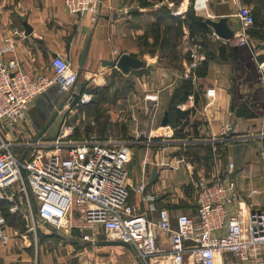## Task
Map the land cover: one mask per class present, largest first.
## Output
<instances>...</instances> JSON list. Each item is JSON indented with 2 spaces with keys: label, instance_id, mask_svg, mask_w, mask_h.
Returning <instances> with one entry per match:
<instances>
[{
  "label": "crops",
  "instance_id": "crops-1",
  "mask_svg": "<svg viewBox=\"0 0 264 264\" xmlns=\"http://www.w3.org/2000/svg\"><path fill=\"white\" fill-rule=\"evenodd\" d=\"M167 1L169 3V0H98L97 13L93 17L91 13L70 15L64 7L63 0H0V48L8 43L13 45V51L4 53L3 58L6 61L15 58L23 71L35 76L39 73H50L47 66L52 54H59L70 60L79 78L83 73L87 79L93 78L92 81L101 84L100 82L110 77L113 71L118 70L124 74L115 67V62L122 53L138 58L135 55L138 51V42L131 38L134 30L138 29L136 21L143 16L148 18L149 12L166 5ZM172 1L174 3L172 9L181 13V16L191 6L190 0ZM240 4L248 6L253 14L257 13L264 19V0H208L198 9V16L213 20L225 17L227 24L235 32L240 29V22L236 16ZM114 9L122 10L123 13L112 18ZM24 23L31 28L29 33H26ZM183 29L190 32L186 25ZM199 35L210 43L219 39L212 31ZM253 41H256V44ZM219 44L231 46L222 39ZM181 45L183 68L186 57L183 53L184 45ZM85 46V59L79 68L73 57L78 56L80 59ZM247 47L248 58L257 69V61L264 60V42L249 37ZM211 48L216 55L205 60V74L198 75L197 67L196 79L189 80L192 89L186 99L177 105L180 110L186 111L181 120L184 125L181 136L174 137V128L169 123L167 125L162 123L165 115L168 118L171 95L183 78L181 73L178 78L167 77L166 74L171 70L161 65L156 56L150 55L148 61H142L141 66L130 68L126 72L129 75L131 70L145 67L150 74L143 72L147 80L139 86L137 94L129 92L116 103L118 125L116 123L111 125L104 119L102 121L90 119L92 131L88 136L81 137H92L106 142L121 137L124 132L127 137L139 138L142 140L141 144L145 143L146 147L141 149L143 154L138 153L142 157L139 158L137 155L138 159L133 162L130 170L129 161L133 152L128 146L130 148L126 179L129 190L128 203L134 205L138 212L147 208V202L142 201L141 194L136 192L137 185L143 183L144 193L154 197L156 207H165L171 213L185 212L195 216L196 191L199 183L209 181L217 169L224 171L229 162L234 164L233 177L240 198L248 208L264 210V97L259 77L255 80L247 78L244 76L246 75L244 68L243 76L237 78L240 70H236L234 66H237L239 60H231L228 57L222 60L218 58L217 47ZM159 72L165 75L159 76ZM135 78L139 79V76ZM87 87L90 88V83ZM210 87L214 88L211 96L205 92ZM78 88L80 87L77 81L74 88L76 94L83 91V89L76 91ZM149 93L156 95L157 100H145V95ZM39 96L32 101L28 109L27 123L22 136L24 138L32 139L25 131L31 126L33 131H36L35 128L38 127L35 125L32 111ZM240 103H243L248 111H253L255 116H238ZM47 104L50 110L54 109L57 100L52 98ZM156 124L159 126L156 127ZM7 137H12L11 133H7ZM180 145L186 150L184 154L179 153ZM233 146L237 147L235 159L229 151ZM187 147L198 148V159L191 160V156L186 154ZM207 148L210 151L208 157L205 155ZM252 161L259 167L255 168ZM153 167H156L157 175L151 183L149 179ZM257 168L261 170L259 175L263 178L262 182H256V177L250 173ZM16 200L20 210L12 213L18 212L21 221L8 222L0 208L5 218L4 229L8 234L6 242L0 241V264H69L70 243L65 244L63 238L48 235V242L56 238L57 241L51 244L57 246L65 244L67 252L66 255L57 254L47 252L45 249L43 253L42 247L47 243L37 236L39 229L36 223L35 232L28 229L29 221L24 217L26 201L22 200V203H19L21 200L19 195L16 196ZM71 233L66 235L57 232L67 240L75 239L83 245L95 246L98 242L95 236L96 242L89 243L81 240L82 233L80 236H73ZM159 241L163 242L164 246L167 245L165 236H160ZM135 262L137 264L136 260Z\"/></svg>",
  "mask_w": 264,
  "mask_h": 264
},
{
  "label": "built area",
  "instance_id": "built-area-1",
  "mask_svg": "<svg viewBox=\"0 0 264 264\" xmlns=\"http://www.w3.org/2000/svg\"><path fill=\"white\" fill-rule=\"evenodd\" d=\"M207 1L193 0V9L198 11ZM97 2L63 0L70 15L91 13L93 17ZM236 16L240 29L225 42L248 46L252 12L240 4ZM181 43L186 57L181 77L194 81L195 70L206 59L202 40L186 29ZM9 51H13L11 43L0 48V200L9 204L11 212L20 210L17 195L19 203L26 201L24 217L30 231H36V218L56 233L69 235L77 230L83 242L95 243L94 229L99 226L108 241L128 245L139 264H264V210L250 209L240 198L232 162L224 171L217 169L209 181L199 183L192 216L156 207L154 197L144 193L143 183L136 192L147 202L146 210L138 212L127 202L128 141L91 137L66 142L71 132L67 127L51 142V153L35 149L37 140L22 137L32 101L52 85L65 94L64 106L87 104L91 93L74 92L79 75L69 59L56 54L47 66L50 73L31 76L15 58L4 60ZM257 70L264 97V60L257 61ZM205 92L211 96L214 88ZM144 99L156 101L157 96L145 95ZM138 143L139 138L131 141ZM4 225L0 212L2 242L8 239ZM160 236L167 238L166 246Z\"/></svg>",
  "mask_w": 264,
  "mask_h": 264
},
{
  "label": "rangeland",
  "instance_id": "rangeland-1",
  "mask_svg": "<svg viewBox=\"0 0 264 264\" xmlns=\"http://www.w3.org/2000/svg\"><path fill=\"white\" fill-rule=\"evenodd\" d=\"M190 1H191V8L189 7L190 9L189 11L192 13V15L198 16L199 15L198 11L194 10L192 6L193 0ZM166 3L167 4L165 5V9H167V11L170 12L172 15L178 16V14H176L175 12V9H172V7L170 6L171 4L169 5V3L174 4L173 1L169 0V3L168 1ZM168 6L171 7V9ZM160 15L161 16H159V20H157L155 16V12L152 11L149 12L148 18L146 16H143L142 18H139L138 21H136V25L138 29L134 30L133 32L134 34L131 37L132 40L138 42V51L135 52V55L138 56V58L143 62L148 61L147 58L150 55L156 56V59L160 62L161 65L171 70L169 71L170 73L166 74V76L171 78L172 77L178 78V76L181 73V70L183 69L181 66L182 43L180 38L185 24L175 23V20H171L167 17L168 15L167 13L164 14V16L163 13ZM202 17L205 18V16ZM156 20L158 21L156 26L157 29L155 26L150 24L151 22ZM197 35L198 38L202 39V43L205 44L204 54L207 55L206 53L208 52V50L206 46L208 45V40L201 38L199 33ZM165 37H167V42L164 41L166 39ZM216 41L217 42L210 43L213 49L218 46L221 39H218ZM253 43L256 44V41H253ZM232 47H237V46H232ZM215 55L216 54L214 53V56ZM73 60L77 65L79 61L78 56H74ZM201 63L198 65V70L201 69L202 67ZM131 71L132 72L129 75H127L128 73L122 74L118 70L113 71L110 74V77L108 76L106 80L100 82L101 84L96 83V81L94 80L92 81L93 78L87 79L86 77L83 76L82 73L80 75V78L78 77V87L80 88H78L76 91H80L82 89L83 90L89 89V91L91 92L92 102L89 103L88 105L86 104L85 105L86 107H82L81 105L79 107H75V105L73 104L64 106L63 104L61 110L58 112L55 119L47 127L44 134L37 140L39 144L38 146H36L35 149H41L42 152L48 151L47 153H51L49 151L52 148L51 142L53 141L55 136L61 131V129H65L67 127H71V132L69 133L68 136L69 140H67L66 142L68 141L73 142L75 140L82 139L81 137H83V135L88 136V133L89 132L91 133L93 128L92 125L90 124L91 121L90 119L94 121H102V119H104V121H106L107 123L108 122L111 123V125L115 123L118 125L117 121L119 120L116 119V115L118 114V110H116V108L118 105L116 103H118V101L123 95L129 94V92L137 94L139 92V86L140 85L142 86L144 82H146L147 80L146 77L143 76L144 74L143 72H147L145 67L142 69H133ZM147 73L150 74V71ZM256 73L257 76L252 72L253 77L255 76L259 77V73L257 70ZM158 75L160 76L165 74L159 72ZM136 76H139V79H136L135 78ZM141 76H143V78ZM89 83H90V88L87 87ZM261 91H262V87H261ZM150 94L154 95L153 93H149L147 95ZM64 97L65 94L59 90L57 85L51 86L46 92H44V94L38 97L36 106L32 111L33 117L35 118L36 121L35 125L38 127L35 128L36 131H33L32 126L29 127V129L26 128L27 130L25 131V133L28 134L29 137H32V140L34 136L37 134V132L40 129H42L45 123L50 119L54 110L58 107L59 103L62 100H64ZM52 98H55V100H57V104L54 107V109L50 110V107L47 104V102H50ZM176 102L177 101H175L174 103L177 104ZM179 104L180 103H178L177 105ZM87 106H89L90 108L87 109ZM170 118L172 119V116H170ZM181 123L182 122H180L179 127L181 126ZM155 126L157 127L159 125L156 124ZM179 129L182 130L183 127L182 128L176 127L173 130V132L178 131ZM160 132H163V130H160ZM258 134H260V132ZM111 137H116V136L111 135ZM144 139L145 138H143V140ZM115 140L128 141L127 145L131 148V151L133 152L131 155V159L129 161V170H130L133 162L136 159H138L137 158V155L139 156L138 153H141L142 155L143 152L141 149L142 147H146V145L145 143L142 144L138 143L134 145L131 144V141H135V138L127 137V135L117 137ZM35 149L30 150V152H28L26 156L29 157L34 152ZM229 151H230V155L235 159L237 156V147L236 146L230 147ZM185 152L186 150H184L183 146L180 145L179 153L184 154ZM196 155H198V150L196 152ZM140 157L142 156H139V158ZM254 161L257 162L256 159H254ZM253 164L255 165V168L259 167L257 164L255 163ZM259 172H261L260 168L250 171V173L254 174V176L256 177V182L263 181V178L259 175L260 174ZM191 203H192V198H191ZM2 205L3 204L0 202V207H3ZM35 223L39 229L37 236L40 238L41 241L47 243L42 247L43 253L46 249L47 252H51V253L56 252L57 254L66 255L67 250L66 248H64V245L70 243V247L68 248L69 249L68 253L70 255L69 264H136L135 262L136 259L130 247L126 244H121L115 241L114 242L108 241L99 226L94 229V235L98 241L94 246V245H85V244L83 245L82 243H79V241L75 239L67 240V238L64 237L63 235L55 233L54 231H52L51 228H49L46 225H42V223L40 221H37L36 218H35ZM88 232L92 233L91 230ZM48 235L58 237L60 239L63 238L65 244H60L58 246L56 244H51L57 241V239L55 238L52 239L50 242H48L47 241V238L49 237ZM71 235L80 236V233L79 231H77L71 233Z\"/></svg>",
  "mask_w": 264,
  "mask_h": 264
},
{
  "label": "trees",
  "instance_id": "trees-1",
  "mask_svg": "<svg viewBox=\"0 0 264 264\" xmlns=\"http://www.w3.org/2000/svg\"><path fill=\"white\" fill-rule=\"evenodd\" d=\"M191 8V6H190ZM190 9L188 8L185 13L183 14V16L178 15V16H174L172 15L170 12L167 11V9H165V5H161L159 7H157L156 9L153 10V12H155V16L157 18V20H159V16H161L160 14L163 13L164 14H168L167 17L171 20H175V23L177 24H185L191 33H200L202 35H204L206 32H210L211 29L209 27V25L206 23V19L201 17V16H194L192 15V13L189 11ZM164 11V12H163ZM194 13V12H193ZM152 14V13H151ZM253 15V23L252 25H250L247 28V35H248V40L249 37L250 38H254L256 40H260L264 42V19H261V17L257 14V13H252ZM153 21L150 24L153 26H157V22L158 21ZM157 29V27H156ZM166 39L164 40L165 42H167V37H165ZM204 46V50H205V44H203ZM208 52L205 53L209 56H213L214 53H212V48L210 45V42L208 41V45L206 46ZM247 46H242V47H232V46H225V45H218L217 46V50H218V58L220 59H227L230 58L231 60H235L238 59L239 62L237 64V66H234V68L236 70H240V74H237V78H241L243 76V69L245 68V74L244 76H246L249 79L255 80L257 73H256V66L254 65V63L252 61L249 60L248 58V50H247ZM261 58V57H260ZM205 59V60H206ZM205 60L201 63L202 67L201 69L198 70V75L202 76L205 74ZM241 61V62H240ZM249 63V65H248ZM252 72L256 75L255 77H253ZM182 81L180 82V84H178L176 86V88L174 89L169 104H168V123L169 125H171L174 129L177 128H182L184 125L180 122L183 118V115L186 113V111H182L178 108L177 104L181 103L182 101H184L187 97V95L189 94L190 90L192 89L190 81L186 80V79H181ZM87 90V89H85ZM89 91V89L87 90ZM90 92V91H89ZM91 93V92H90ZM177 101L175 104L174 102ZM92 102V99L90 102L87 103V105L89 103ZM86 104L81 105L82 107H86ZM240 109L237 110L238 116H244V117H253L254 112L253 111H248L247 107L243 106V103H240ZM90 108L89 106H87V109ZM170 116H172V119L170 118ZM184 128V127H183ZM183 130V129H182ZM182 130L179 129L178 131H175L173 133V136H181L182 134ZM122 136L124 135L123 133L121 134ZM198 148L196 147H187V155L191 156V160H193V158H197L198 159V155H196ZM206 157H208L210 155V151L207 148V152H205ZM0 202L3 204V207H0L4 216L6 217V219L8 220V222L11 223H15V222H19L21 221V217L20 214L18 212H16L15 214L9 211V205L0 200ZM127 202H128V198H127ZM73 232H77V230H74Z\"/></svg>",
  "mask_w": 264,
  "mask_h": 264
},
{
  "label": "water",
  "instance_id": "water-1",
  "mask_svg": "<svg viewBox=\"0 0 264 264\" xmlns=\"http://www.w3.org/2000/svg\"><path fill=\"white\" fill-rule=\"evenodd\" d=\"M123 12L122 10H117L114 9L112 11V18H116L117 16L121 15ZM206 23L209 25V27H211L213 33L222 40H229L233 37L234 31L233 29H231L229 27V25L227 24V19L225 17H219L217 20H213L210 18L206 19ZM24 28L26 30V33H29L31 31V28L26 25V23H24ZM56 54H52V57H54ZM85 55H86V46L84 47L80 59H79V63H78V67H82L84 59H85ZM142 61L136 57L133 56H129L126 53H122L116 60L115 62V66L117 68H119L121 71H123L124 73L128 72V70L130 68H136L141 66ZM64 104V100H62L58 107L54 110L52 116L50 117V119L45 123V125L42 127V129H40L38 131V133L35 135V140L39 139L45 132V130L47 129V127L50 125V123L55 119V117L57 116L58 112L61 110L62 106ZM163 125H167L168 124V118L167 115H165L164 119H163ZM22 160V157L20 158V161ZM22 174L25 175L24 170L21 168ZM157 175V170L156 167H153L151 175H150V179L149 182H153L156 178ZM54 231V230H53ZM113 242V241H110ZM121 244H124L120 241H115Z\"/></svg>",
  "mask_w": 264,
  "mask_h": 264
}]
</instances>
